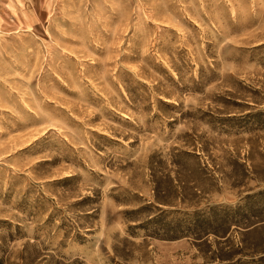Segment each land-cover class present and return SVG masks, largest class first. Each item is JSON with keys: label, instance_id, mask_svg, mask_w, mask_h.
<instances>
[{"label": "rangeland", "instance_id": "374dc122", "mask_svg": "<svg viewBox=\"0 0 264 264\" xmlns=\"http://www.w3.org/2000/svg\"><path fill=\"white\" fill-rule=\"evenodd\" d=\"M0 264H264V0H0Z\"/></svg>", "mask_w": 264, "mask_h": 264}]
</instances>
